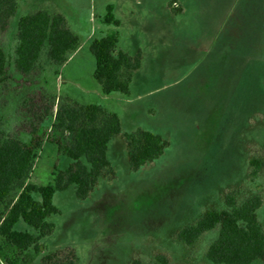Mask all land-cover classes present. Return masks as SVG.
<instances>
[{
	"label": "rangeland",
	"instance_id": "1",
	"mask_svg": "<svg viewBox=\"0 0 264 264\" xmlns=\"http://www.w3.org/2000/svg\"><path fill=\"white\" fill-rule=\"evenodd\" d=\"M110 4L128 26L121 28L122 34L129 31L121 49L143 56L128 97H105L95 81L88 82L98 30H119L100 23ZM42 9L65 16L83 45L61 77L51 74L36 87L48 95L38 98V109L69 94L79 114L98 95L118 114L124 133L148 131L168 147L134 172L123 138H116L108 154L115 179L99 180L85 201L73 189H61L52 235L25 264L150 263L157 256L170 264H212L207 253L216 232L191 246L178 234L206 212L225 209L230 193L239 201L262 198L258 217L264 229V0H20L0 44L12 46L17 19ZM11 101L6 111L12 116L17 106ZM57 158L56 146L46 144L35 170L39 184L52 181ZM253 159L263 166L255 181Z\"/></svg>",
	"mask_w": 264,
	"mask_h": 264
},
{
	"label": "trees",
	"instance_id": "2",
	"mask_svg": "<svg viewBox=\"0 0 264 264\" xmlns=\"http://www.w3.org/2000/svg\"><path fill=\"white\" fill-rule=\"evenodd\" d=\"M19 5L20 0H0V33L16 19ZM99 19L101 25H122L112 4ZM119 35L118 30L104 34L100 29L90 46L88 82L95 81L105 97L130 96L134 74L142 66V52L131 56L122 50ZM82 45L65 16L46 9L18 18L12 46L0 44V254L5 264H25L29 255L44 251L52 235L55 199L61 189V193L73 189L77 199L85 201L99 180L115 179L108 154L116 138H123L134 172L154 163L168 147V142L148 131L124 133L118 114L107 108L85 102L77 114L78 101L69 94L53 100L49 109H38V98L48 95L36 87L51 74L55 79L61 77V69ZM11 99L17 106L12 116L6 111ZM46 144L56 146L58 158L52 181L42 185L35 170ZM251 166L255 181L262 162L253 159ZM225 204V209L210 210L182 229L178 239L191 246L207 233L216 232L218 237L207 253L212 264L264 260V229L258 217L262 198L253 195L239 201L237 194L230 193ZM131 264L170 263L165 256H157L150 263L135 259Z\"/></svg>",
	"mask_w": 264,
	"mask_h": 264
},
{
	"label": "water",
	"instance_id": "3",
	"mask_svg": "<svg viewBox=\"0 0 264 264\" xmlns=\"http://www.w3.org/2000/svg\"><path fill=\"white\" fill-rule=\"evenodd\" d=\"M90 103L96 106L104 107V108H106L107 106L106 102L98 95H93L90 99Z\"/></svg>",
	"mask_w": 264,
	"mask_h": 264
},
{
	"label": "crops",
	"instance_id": "4",
	"mask_svg": "<svg viewBox=\"0 0 264 264\" xmlns=\"http://www.w3.org/2000/svg\"><path fill=\"white\" fill-rule=\"evenodd\" d=\"M98 14H99V13H98ZM98 17H99V16H98ZM122 27H128V26L122 24V25L119 27V30H118V31H119V34H120L119 36H121V37L127 36V32H129V31L127 30V32L125 33L126 35H125V34H122V33H121V28H122ZM97 29H98V26H97ZM100 29L102 30V28H100ZM102 31H103V30H102ZM98 33H99V30H98ZM105 33H106V28H105ZM97 36H98V35H97ZM104 101H105V100H104ZM110 101L113 102L112 100H110ZM113 103H114V102H113ZM54 227H55V226H54Z\"/></svg>",
	"mask_w": 264,
	"mask_h": 264
}]
</instances>
